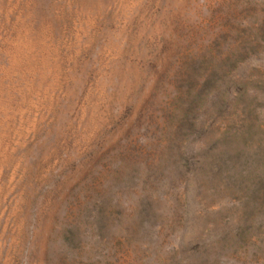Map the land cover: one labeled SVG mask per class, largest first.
I'll use <instances>...</instances> for the list:
<instances>
[{
    "label": "rangeland",
    "instance_id": "rangeland-1",
    "mask_svg": "<svg viewBox=\"0 0 264 264\" xmlns=\"http://www.w3.org/2000/svg\"><path fill=\"white\" fill-rule=\"evenodd\" d=\"M0 264H264V0H0Z\"/></svg>",
    "mask_w": 264,
    "mask_h": 264
}]
</instances>
